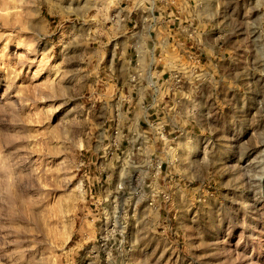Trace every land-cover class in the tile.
Masks as SVG:
<instances>
[{
    "label": "rangeland",
    "instance_id": "obj_1",
    "mask_svg": "<svg viewBox=\"0 0 264 264\" xmlns=\"http://www.w3.org/2000/svg\"><path fill=\"white\" fill-rule=\"evenodd\" d=\"M0 264H264V0H0Z\"/></svg>",
    "mask_w": 264,
    "mask_h": 264
}]
</instances>
